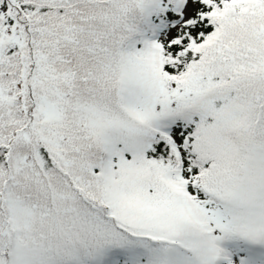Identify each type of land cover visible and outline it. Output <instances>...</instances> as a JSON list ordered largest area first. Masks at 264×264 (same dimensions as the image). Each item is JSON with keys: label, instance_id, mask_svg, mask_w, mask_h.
I'll return each instance as SVG.
<instances>
[{"label": "snow or ice", "instance_id": "6c2138e0", "mask_svg": "<svg viewBox=\"0 0 264 264\" xmlns=\"http://www.w3.org/2000/svg\"><path fill=\"white\" fill-rule=\"evenodd\" d=\"M0 264H264V0H0Z\"/></svg>", "mask_w": 264, "mask_h": 264}]
</instances>
